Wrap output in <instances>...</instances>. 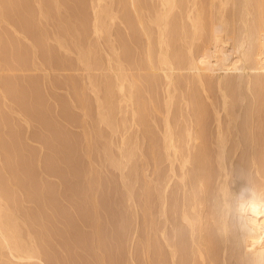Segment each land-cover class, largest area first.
I'll return each mask as SVG.
<instances>
[{"label": "rangeland", "instance_id": "374dc122", "mask_svg": "<svg viewBox=\"0 0 264 264\" xmlns=\"http://www.w3.org/2000/svg\"><path fill=\"white\" fill-rule=\"evenodd\" d=\"M56 1L57 0L54 1L40 0L41 6L42 8H44L43 9L44 13L41 14L40 2L38 5L37 0H32V1L31 0H0V20L2 19L0 21V54H1L0 67L2 66L0 68V118H1L0 119V141H1L0 142V190H2L1 192L4 195V200L6 198V200L4 201L5 204L7 203V205L10 207L13 206L14 207L13 209L16 210L15 212L18 214L16 216L20 218L19 219L20 220L19 222L21 223L20 235L24 239L26 238L25 241L28 240L27 242L29 243L31 242L29 241L28 238L30 237L32 238V236H34L32 239H34V241L36 242L38 253L42 260L41 262L45 264H71V263L72 264H115V263L116 264H173V261H175V263L177 262L176 264H191V263L197 264L198 259L195 258V254L193 253L194 249L190 244L191 242H189L190 240L189 239L190 237H188L189 231H187L186 227H182V225L180 226L179 223V219H180L179 214L181 212L179 210H181L182 206L184 205L183 203L185 202L187 203L190 196L192 195L191 193L192 188H190L188 183L186 186H184L185 184L181 182V179L179 177L180 168H178L179 165H177L178 163L175 165V175H173L172 171L168 169L169 168L168 162L167 161L165 162L164 158L161 157L163 156V153L161 152L162 151L161 138L163 135L162 128L164 124L163 113H164L165 105H164L163 97L165 91L164 90L162 91L159 85L155 86L156 89L153 88L154 93L152 95L155 99L154 102L155 103L157 102L156 106H158V110L160 109L158 111L159 113L150 112L151 114H148L146 117L149 119L143 117L144 121L141 118L140 120L141 122L143 121L142 124L144 125L141 124L142 126H140L139 129H137L135 125L132 126L129 125L131 123L130 112H128L127 114L128 117L127 120L123 122L122 121L123 113L121 112L119 113L118 108H115V110H113L114 122L117 123V128H116L117 132H115L112 128L111 129L115 133L112 131L110 132L109 130L111 129H109L110 128L109 124H107L106 122H105L106 124H104V121H100L101 116L99 117V115L101 114L102 110L104 109L106 110L105 104L107 105V102L106 103H102V102H104L103 101L104 99L106 100V97H108V91L114 86L112 82L114 81V79L113 78H112L113 80L111 79V77L113 76V72L110 69L111 63L109 60V55H107L111 53L112 41H107V40H110V38L112 39L113 37V40L115 39L114 40L115 43L121 44L122 46L121 56L123 57V59H128L126 60V62L130 61V63H133L135 61L131 62L132 59L138 61V59L142 57L141 50H139L141 49L139 48L141 47L140 43H143V41L140 39L141 36H137V33H133V32H132L133 34H130L131 33L130 31L128 33L126 29L127 24L122 19L121 21H119L120 20L119 17H122L119 15H123L126 6H128L127 2L126 4H125V0L122 1L112 0L111 2L110 0L108 1L105 0V3L103 2L106 8L109 9V7H111L113 9L114 8L116 9L118 18L116 17V19L110 25L109 33L111 34L105 32L98 39L96 35L94 36V34H92L94 32L92 31L93 10H92L91 0H77V1L62 0L63 2L61 0H58L57 2ZM203 1L205 2L206 0ZM119 2L121 5L119 4ZM123 3H124V7H123ZM228 7L230 9L232 6L229 5ZM82 8L85 10H83ZM52 12L54 13V15ZM67 16L69 19L67 18ZM104 20L107 21V18ZM59 21L62 24V26L60 25ZM13 30L15 33L13 32ZM55 30L57 33L55 32ZM22 34L24 36H22ZM47 37L49 38L48 40ZM15 38L16 41H14ZM40 38L43 39L40 40ZM152 41L154 45L153 48L155 49L156 47L155 36H153ZM199 43L200 45L198 46ZM201 43L204 45L203 40L198 39L193 44L194 52L196 53V55L200 54L203 50L204 46ZM180 44L182 43H179L178 46L176 44V46L182 51L184 46L180 48L182 46V45L180 46ZM35 46H37V48ZM200 46L202 48H200ZM36 78L38 79L36 80ZM88 79H90V82H88L89 81ZM185 80H187L186 77L183 78L181 77V83H182L181 85L184 87L183 89L177 90L175 92L176 97L171 108L170 119L172 122L174 121L176 122V126L179 127V129L183 130L185 129V127H188L191 124L192 125L195 124V117L192 116L193 110L195 109L194 112L202 111L204 118L199 119L200 123L198 122L199 124L197 127L198 128L200 127V129L201 127L204 128L202 131V135L204 134L203 141L205 140L204 143L207 144L205 145V147L209 146L208 148L204 147V149L208 151L210 150L209 152H211L210 141L214 135L216 128L213 106H215L216 103L217 106H219L218 102H215V101H219L218 100L219 99L218 97L220 96L219 90L215 82L210 81L211 82V83L209 82L210 84L207 83L208 86L207 88L206 86L200 87V84L198 82L196 83L192 81L193 84H191L192 82L189 81L188 82L190 83V87H189L188 83H185L186 82ZM184 83L187 84V88L189 87L188 89L185 87L186 85ZM108 84H110L111 87ZM106 86L107 87L109 86V88L107 89ZM242 86L244 88L242 87L243 89L241 88V91L240 89L238 90L240 92H238L239 97L236 96L237 103L235 105V108L239 110V112H241L240 117L237 121L238 130H236L232 135L229 136L230 140H228L229 145H227V151H228L227 156L229 158L231 157L232 161L234 162L232 166H234V169L237 170L235 171L236 172L235 177H237L240 183L241 180L242 182L245 183L246 182L249 183L252 181L253 185L256 183L257 185L258 184L260 185V186L258 185V187H261L264 186V164H262L264 162V140H263L264 139V134H263L264 133V124H263L264 123V114H263L264 86L261 89L260 88L257 89V87H254L253 93L256 92L255 94L252 93V91L247 85H242ZM203 87H205L207 90L203 89ZM185 88L187 89V91ZM182 90L183 91L185 90L189 94L190 92L192 93L191 97L192 96L194 97L192 98V100H194V102L192 101L194 106V107L192 106L193 110H190L188 106L185 104L183 98L184 96L183 95L181 96V94L183 93ZM193 93H195V96L197 97L196 100ZM240 94H242L243 96H241ZM239 98H241V100H239ZM252 98L255 100H253ZM259 99L261 100L259 101ZM195 103H197L198 105L197 104H196L197 106L194 105ZM212 103L213 105H211ZM99 104H101V106ZM101 107H103V109ZM26 108L28 109V111ZM150 108L151 107L149 106V109ZM248 111L252 113L249 114L252 116H249L247 114ZM92 113L94 114V116L95 115L96 116L94 117ZM253 115L256 117H254ZM189 116H190V120H189ZM253 118L254 119L257 118V119H255L254 121ZM144 122L150 124L148 125L147 123L145 124ZM247 123L250 126L247 125ZM226 124H227L226 118L224 117L223 126ZM128 126L129 128H125ZM260 127L261 129H259ZM102 132H104V134ZM52 134H55L54 136L55 138L53 137ZM261 134L263 135V137ZM124 135L125 136L129 135L130 139L134 138V136L137 135L135 138L136 139L135 141L138 142L137 143L138 149L136 148L137 155L135 154V158L133 160H130L129 161L130 163L126 161H122L123 158H121L120 155L122 149H125L124 146L128 147V145L122 144L123 143L122 138ZM27 137L29 138L27 139ZM64 138L67 139L64 140ZM235 138L239 141L238 144H236ZM132 140L131 142H133ZM252 147H254V149ZM78 158L79 160H77ZM208 159H205V161ZM117 160L122 161L120 166L116 164ZM208 161L209 163L208 162L207 163L209 165L210 162L213 161V158L211 160L209 159ZM123 162H126L127 164L125 165V163ZM80 163H82V165ZM213 164H215V162L211 163L210 165ZM262 166H263V170H262ZM213 167L214 169L210 167V169L212 168L211 169L212 171L216 169L215 165H213ZM52 169H55L57 173L54 172V170ZM194 170L192 169L193 172ZM193 172L191 173V176L192 174H194ZM54 177L55 179H53ZM122 178H124V180L126 181H124ZM168 179H170V182ZM106 182H108L109 185ZM177 187L179 190L177 189ZM193 187H195L192 189L193 192L195 191V189L198 190L196 186ZM74 191L77 192L75 193ZM88 196L90 199L88 198ZM93 198H95L94 200L95 203L93 202ZM129 205L131 207H128ZM163 206L164 208L165 207L167 208L166 215L168 216V218L170 217L169 218L170 223L167 222L168 224H166V229L168 233L167 235L170 238H172L176 230V233H178L177 235L179 236V237L177 236V241L179 243L178 246L180 248H178L177 255L174 260H172L169 256V251H167L164 237L162 234V231L165 227L163 225L164 224L163 221H165L166 219ZM37 207H39V209ZM157 212L160 215L157 214ZM173 212L174 214L177 215L175 216ZM111 215L114 216L111 217ZM174 218H177L175 219L176 221L174 220ZM174 223L176 226L177 225L178 226L177 229L175 228V230H172L174 229L172 228L174 227ZM121 226L122 228H120ZM159 227L160 230L158 229ZM185 228H186V232L184 230ZM26 230L27 232L25 233ZM32 231L34 234L32 233ZM182 232H183V236H182ZM23 233H25L28 236L26 237V235ZM178 238L180 241L178 240ZM187 243L188 245H186ZM183 250L185 252L184 254H183ZM192 253L194 254V258ZM228 255L227 258L230 260L228 261L229 264L237 263L236 259L234 261V259L229 258ZM220 257L218 256V259H216L217 260L216 264H221L223 262L221 259L222 257L221 258ZM4 259L5 258H3V260ZM1 260L2 259L0 258V264L2 263ZM39 263L40 262H38V264ZM2 264H4V262Z\"/></svg>", "mask_w": 264, "mask_h": 264}, {"label": "bare ground", "instance_id": "6f19581e", "mask_svg": "<svg viewBox=\"0 0 264 264\" xmlns=\"http://www.w3.org/2000/svg\"><path fill=\"white\" fill-rule=\"evenodd\" d=\"M51 1H54V0H51ZM111 1L112 0H110V2ZM118 1H122V0H118ZM37 2H38V5H39L40 0H37ZM65 2H67V1H65ZM91 2H92V10H93V23H92L93 24L92 25L93 26V29H92V31L94 32L92 34H94V36L96 35V37L99 39V37H101L103 35V33H105V32H108L109 33L110 25L113 23V21L116 19V17L118 18V14H117V11H116L115 8L113 9V8L109 7V9H108V8L105 7V5L103 4V2L105 3V0H91ZM126 2H127V5L128 6H126V9L124 10V13H123L124 16L123 15H119V16H122L123 17V18L122 17H119V19H120L119 21H121V19H122L127 24V28L126 29H127V32L128 33L130 31L131 32L130 34L137 33V36H141L140 39L143 41V43H140L141 44V47H139V48H141V49H139V50H141V53H142L141 56L142 57H140L138 59V61L132 59L131 62L135 61L133 63H130V61L129 62H126V60H128V59H123V57L121 56V51H122L121 50V48H122L121 44L120 43H115L114 42L115 39L113 40V37H112V39L110 38V40H107V41H112V44H111V48H112L111 53H109L107 55H109V60H110V63H111L110 69L113 72V76L111 77V79L112 78L114 79V81H112L113 79L111 81L113 82V85L114 86H113V88H111L108 91V97H106V100L104 99L103 100L104 102H102V100H101L102 103H106L107 102V105L105 104L106 110L105 109H104L105 111L102 110L101 111V114L99 115V117L101 116L100 121H104V124H106V123L109 124V126H110L109 129L112 128L115 132H117V130H116L117 123L114 122L113 110H115V108H118L119 109V113L120 112L123 113L122 121L125 122L127 120V118H128L127 117V114H128V112H130V116L131 117L130 116L129 117L131 119L130 120L131 123L129 125L130 126L135 125L136 128L139 129L140 126L144 125V124H142L143 121H144L143 120V117L146 118L148 114H151L152 112H158L160 110V109L158 110V106H156L157 105V102L156 103L154 102L155 99H154V97L152 95L154 93L153 92V90H154L153 88H155V86H158L159 85L161 87L162 91L163 90L165 91V94H164V97H163L164 98V105H165V107H164L165 109H164V113H163V123L164 124L162 123L163 124V128H162L163 135H162V138H161L162 139V143H161L162 151L161 152L163 153V156H161V157L164 158L165 162L166 161L168 162V166H169L168 169H170L172 171V174L173 175H175V165L178 163L177 164V165H179L178 168H180L179 169L180 171L178 170L180 172L179 177L181 179V182L185 184L184 186H186L187 183H188L189 186H190V188L193 189V188H195L193 186H196L197 189H198V190L195 189L194 192L191 189L192 195L190 196V198L187 201V203L184 201L186 204L183 203L184 205L182 206V208L180 207L181 210L177 209V210L181 211L180 214H179L180 215V219L178 218L179 219L180 226L182 225V227H186L187 228V231H189V233H188V237H190L189 238L190 239L189 242H191L190 244L192 245V247L194 249V252L193 253L195 254V258L198 259L197 264H216V261H217L216 259H218V256L219 257L220 256L222 257V258L220 257L222 259V261H223L221 264H229L228 261H230V260L227 258L228 253H229V255H228L229 258H233L234 261L236 259L237 263H235V264H264V186L258 187L259 184L257 185L256 183L253 185L252 181L249 182V183L246 182L247 183L246 184L245 182H242V180H241V183H240L239 180L237 179V177H235L236 176L235 175V173H236L235 171H237V170H235L234 169V166H232V164L234 162L232 161L231 157L229 158L227 156V152H228L227 151V145H229L228 144V140H230L229 139V136L232 135L236 130H238L237 121H238V119L240 117V113H241V112H239V110H237L235 108V105L237 103V97H239L238 92L241 91V88L243 87L242 85H247L250 88V90L252 91V93L254 92V87H257V89L258 88L261 89L264 86V0H206L205 2L203 0H149V1L148 0H125V4H126ZM7 3H9V2H7ZM119 4H120V2H119ZM54 5H56V4H54ZM229 5L232 6L230 9L228 7ZM66 6H67V4H66ZM87 6H89V5H87ZM87 6H85V7H87ZM123 7H124V3H123ZM43 9L44 8H42L41 2H40V13L41 14L44 13L43 12L44 11ZM83 10H85V9H83ZM119 12H121V11H119ZM53 15H54V13H53ZM60 15H62V14H60ZM80 17H82V16H80ZM67 18H68V16H67ZM106 18H107V21L104 20ZM51 21H52V19H51ZM80 21H82V20H80ZM5 23H7V22H5ZM59 23H60V21H59ZM3 24H4V22H3ZM11 25H13V24H11ZM60 25L62 26L61 23H60ZM48 26H50V25H48ZM65 27H66V25H65ZM128 28H129V30H128ZM13 32H14V30H13ZM55 32H56V30H55ZM109 34H111V33H109ZM22 36H24V35L22 34ZM153 36H155V38H156V43H155L156 44L155 45L156 47H155V49L153 48V46H154L153 45V41H152ZM42 39L40 38V40H42ZM48 39L49 38L47 37V40ZM198 39L203 40L204 45L202 43L201 44L204 47H203L202 52L200 51L201 53L196 55V53L194 52L193 44ZM14 41H16V38H15ZM75 41H77V40H75ZM35 43H36V41H35ZM179 43H182V44H180V46L181 45L182 46L181 47L179 46L180 48H182L184 46V48L182 49V51L179 48H177V46H178ZM176 44H177V46H176ZM199 45H200V43L198 44V46ZM62 46H63V44H62ZM89 46H91V45H89ZM35 47L37 48V46H35ZM200 48H202V47L200 46ZM139 50H137V51H139ZM99 51H100V49H99ZM112 51H113V53H112ZM196 51H199V50H196ZM25 52H26V50H25ZM32 54H33V52H32ZM2 56H1V58H2ZM50 62H51V60H50ZM32 64H34V63H32ZM61 66H62V64H61ZM4 70H5V68H4ZM85 70H87V69H85ZM9 74H11V73H9ZM85 75H87V74H85ZM181 77L182 78L183 77H186L187 78V80H185L186 81L185 83H188L189 81L190 82L194 81L196 83L198 82L200 84V87L201 86H206L208 88L207 83L210 84L211 82H215V84H216V86H217V88L219 90V95H220L218 97L219 98L218 99L219 101H215V102H218V105L219 106H217V103H216L215 106H213L214 107V119L216 121V128H215L214 135H213V137L211 138V141H210L211 142V145H210L211 146V152H209L210 150L208 151V150H205L204 149L205 145H207V144L204 143L205 140L203 141V135L204 134L202 135V131H203L204 128L201 127V129H200V127L199 128L197 127L198 124L200 123L199 122V119L204 118L203 112L202 111H198L199 113L196 112V111L194 112V110H195V109L193 110V107H194L193 106V102H194V100H192V98H194V97L193 96L191 97V94H192L191 92H190V94L188 92H186L187 89L190 87V83H188V86H189L188 88H187V84L184 83L186 85L185 87L187 89L185 88L186 91L185 90L184 91L182 90L184 94L182 93L181 96L182 95L184 96L183 98H184L185 104L188 106V108L190 110H193L192 116L195 117V124H193V125L191 124V125H189L188 127H185V129L182 130V129H179V127L176 126V122L175 121H174L175 122L174 123L170 119V116H171L170 115L171 108H172V105H173V103L175 101V97H176L175 92L177 90L183 89V87H184V86L181 85L182 84L181 83ZM4 79H5V77H4ZM37 79L38 78H36V80ZM88 80H89L88 82H90V79H88ZM60 81H61V79H60ZM93 81H92V83H93ZM191 84H193V82ZM87 85H88V83H87ZM108 85L110 86V84H108ZM109 86L108 87L106 86V88L108 89ZM191 86H194V85H191ZM203 89H206V88L203 87ZM239 89H240V91H238ZM257 89H255V90H257ZM103 90H105V89H103ZM203 91H205V90H203ZM194 92H195V89H194ZM255 93H253V94H255ZM193 94L195 96V93H193ZM240 95L243 96L242 94H240ZM68 97H66V98H68ZM60 99H62V98H60ZM196 99H197V97L195 96V100ZM77 100H78V98H77ZM239 100H241V98H239ZM242 100H243V97H242ZM253 100H255V99H253ZM260 100L261 99H259V101ZM70 101H73V100H70ZM54 103H56V102H54ZM196 104L197 103H195L194 105H196ZM70 105H71V103H70ZM99 105L101 106V104H99ZM211 105H213V103ZM149 106L151 107L150 109H149ZM254 106H255V104H254ZM103 107H101V108L103 109ZM66 109H68V108H66ZM99 109H100V107H99ZM256 110H257V108H256ZM27 111H28V109H27ZM31 111H32V109H31ZM249 112L250 111L247 112L248 115L249 114H252L251 112L250 113ZM93 116H94V114H93ZM114 116H116V115H114ZM249 116H252V115H249ZM73 117H75V116H73ZM224 117L226 118V123L227 124L223 126V119H224ZM254 117H256V116H254ZM141 118L143 120L142 122L140 120ZM257 118H258V116H257ZM257 118H255V119H257ZM146 119H149V118H146ZM255 119H254V121H255ZM189 120H190V116H189ZM241 120H243V119H241ZM66 121H67V119H66ZM122 121H120V122H122ZM70 123H71V121H70ZM121 124H120V126H121ZM147 124L149 125L150 123H147ZM244 125H246V124H244ZM247 125H249V124L247 123ZM125 128H129V126L128 127H125ZM112 129L109 130V131L110 132L111 131L114 132ZM259 129H261V127ZM102 133L104 134V132H102ZM259 133H260V131H259ZM122 134H123V132H122ZM52 135H53V137L55 136V134H52ZM66 135H67V133H66ZM75 135H77V134H75ZM48 136H50V135H48ZM120 136H122V135H120ZM136 136L137 135H135L134 138H132L133 140L129 138V135L128 136L127 135L126 136L125 135L123 136V138H122V142L123 143L122 144L128 145V147L127 146H124L125 149H122V152L120 153L121 158H123L122 161H126V162L130 163L129 161L130 160H133L135 158V154L137 155L136 151L138 149L137 148V143L138 142L135 141L136 140L135 139ZM262 137H263V135H262ZM28 138L29 137H27V139ZM65 139H67V138H64V140ZM257 139H259V138H257ZM131 140L133 142H131ZM42 141H44V140H42ZM235 142H236V144L239 143V141L237 139H236ZM245 142H247V141H245ZM100 145H103V144H100ZM66 146H68V145H66ZM208 147H205V148H208ZM252 148L254 149V147H252ZM103 149H105V148H103ZM109 149H110V146H109ZM49 150H50V148H49ZM207 151H208V153H207ZM150 153H151V151H150ZM9 155H10V153H9ZM32 155H33V153H32ZM96 155H97V153H96ZM160 155H161V153H160ZM250 155H251V153H250ZM252 155H253V153H252ZM66 156H68V155H66ZM66 156H65V158H66ZM108 156H109V153H108ZM20 157H18V158H20ZM136 157H139V156H136ZM211 157L213 158V161L215 162V164H213V165H215V168H216L215 170H213L214 172L211 170L212 168L214 169L213 165H210L211 163H214V162L211 161L210 164L208 165V163H209L208 160L209 159L211 160L212 159ZM205 159H208V160L205 161ZM77 160H79V158ZM117 161H116V164L120 166V164L122 163V161L121 160L120 161L117 160ZM126 162H123V163H125V165H126L127 164ZM80 164L82 165V163H80ZM262 164H264V162ZM210 167H212V168L210 169ZM104 168H105V166H104ZM123 168H126V167H123ZM192 169L193 170L195 169L194 172L192 171ZM52 170H54V172L57 173V171H55V169H52ZM74 170H76V169H74ZM262 170H263V166H262ZM191 171L195 174V176H194V174H192V176H194V177L191 176V173H192ZM81 172H83V171H81ZM44 174H47V173H44ZM122 175H123V173H122ZM55 177L53 179H55ZM80 178H82V177H80ZM61 179H62V177H61ZM122 179L124 180V178H122ZM134 180H135V178H134ZM168 180L170 182V179H168ZM124 181H126V180H124ZM259 181H260V178H259ZM29 182H30V180H29ZM106 183H108V182H106ZM167 184H168V182H167ZM108 185H109V183H108ZM134 186H135V184H134ZM33 187H34V185H33ZM9 188H11V187H9ZM162 188H164V187H162ZM177 189H178V187H177ZM173 190H175V189H173ZM1 191L2 190H0V255H1L0 258L2 259L1 262L2 263L4 262V264L5 263L6 264H38V262H40L41 264H45V263H42L41 262L42 260H41V257L39 255V253H38V249H37V246H36V242L34 241V239H32L34 236H32V238L31 237L28 238L29 241L31 242V243H29V242H27L28 240L25 241L26 238L24 239L20 235V231H21V229H20L21 223L19 222L20 221L19 220L20 218L16 216L18 214L15 212L16 210L13 209L14 208L13 206L10 207V206L7 205V203L5 204L4 201L6 200V198L4 200V195L2 194ZM106 191H108V190H106ZM156 191H154V192H156ZM140 195H142V194H140ZM124 196H125V194H124ZM88 198H89V196H88ZM42 200H43V198H42ZM94 200H95V198H93V202L95 203ZM83 201H82V203H83ZM128 207H131V206L129 205ZM37 208L39 209V207H37ZM137 208H138V206H137ZM163 208H164V206H163ZM129 210H130V208H129ZM163 210H164V214L166 215L167 214V208L165 207ZM73 211H74V209H73ZM101 211H103V210H101ZM132 211H134V210H132ZM179 211H177V212H179ZM58 214H59V212H58ZM157 214H159V213L157 212ZM173 214H174V212H173ZM174 215L176 216L177 214H174ZM112 216H114V215H111V217ZM169 218L166 215V219H165V221H163V223H164L163 225L165 227H164L163 231L162 230L161 231H162V234H163V237H164V241H165V245H166L167 251H169V256H170V258L172 260H174L176 258V255H177L178 248H180L178 246L179 243L177 241V236H178L177 234L178 233H176V230H175V228L177 229V226L178 225L176 226L175 223H174V227H172L174 229H172V230H175V232H174L172 238H170L167 235L168 233H167V229H166V224L170 223L169 222ZM175 219H177V218H174V220ZM171 221H172V219H171ZM130 223H132V222H130ZM63 224H64V222H63ZM65 224H67V223H65ZM68 224H70V223H68ZM71 225H72V223H71ZM120 228H122V226ZM186 228L184 229L185 232H186ZM158 229L160 230V227ZM27 230L25 231V233L27 232ZM25 233H23V234H25ZM32 233H33V231H32ZM27 236L28 235H26V237ZM182 236H183V232H182ZM77 237H79V236H77ZM152 237H154V236H152ZM178 240H179V238H178ZM89 241H90V239H89ZM186 245H188V243ZM41 248H43V247H41ZM185 250H187V249H185ZM54 251H55V249H54ZM144 251H145V249H144ZM105 252H106V250H105ZM184 253L185 252L183 250V254ZM194 254H193V258H194ZM97 255H99V254H97ZM75 257H76V254H75ZM3 258H5V259L3 260ZM164 259H165V257H164ZM191 262H194V261H191ZM174 263H175V261H173V264ZM219 263H220V261H219Z\"/></svg>", "mask_w": 264, "mask_h": 264}]
</instances>
